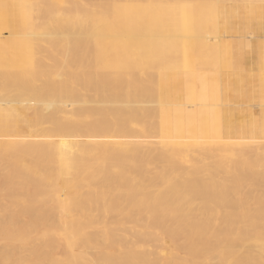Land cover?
Listing matches in <instances>:
<instances>
[{"label":"bare ground","instance_id":"obj_1","mask_svg":"<svg viewBox=\"0 0 264 264\" xmlns=\"http://www.w3.org/2000/svg\"><path fill=\"white\" fill-rule=\"evenodd\" d=\"M174 4L0 0V264H264V113L236 123L201 71L192 109ZM225 9L191 70L231 53Z\"/></svg>","mask_w":264,"mask_h":264},{"label":"rangeland","instance_id":"obj_2","mask_svg":"<svg viewBox=\"0 0 264 264\" xmlns=\"http://www.w3.org/2000/svg\"><path fill=\"white\" fill-rule=\"evenodd\" d=\"M161 1L162 0H160V1L157 0V2L159 4H161L162 6H164V7L165 6H171L174 3H175L174 5L178 6V7H175V8L177 9V11H176L177 14H179V17H177V18H179V20L177 21L179 26H177L176 31H174V32L173 31H168V32L171 35L175 36L179 43L182 41L180 43L181 45L179 44L180 47H181L180 49H181L182 52H180V55H178V56L180 58L179 61L182 64L184 63V66L182 68H180V69L183 71V73L185 72L186 75H188L189 71H190V73L191 72H193L195 74L197 73V75L194 76V79H195V80H193V84L194 85L189 84V86H188L186 84V85L182 86L181 88L180 87L175 88V91L173 92L172 96L174 98H176V101H177V99L179 100V102L181 104L180 106L183 107V108L189 109L188 105H187V104H189V100L186 99V98H188L189 93H191V90H190L192 88L191 86H193L194 92L196 93V95H195V93L193 95L195 97V99L193 101L195 106L192 109H194V108H202V105H203V107L208 106L206 108H211L213 106V103L210 101L211 99H208V98L201 99L202 98L201 97V98H199V101H197L198 100L197 97L201 96L204 93L203 86L201 85V81H202L201 78L203 77L202 75H205V73H209L210 72L211 74L212 73L216 74V75L218 74L219 77H220L221 86H220L219 90L221 92L222 100L219 101V106L221 107V110H222L223 113H226V114L232 116L235 119L236 123L243 122V120H244V122L247 123V122H249V119L251 117H256V118L259 117L260 118V116L263 115V113H264V99H262L263 100V103H262V100L260 98H258V97L263 98V96H264V91H263L264 87H263V83L261 82V79H260L261 75L263 74V67L261 66L260 60H261V57L264 56V54H262V53H264V44H263L264 42L262 43L263 45L260 44L262 42L261 40H263L262 38H264V15H263V12H264V3L263 2L264 1L261 2L259 0H256V1L255 0L254 1L253 0H240V1L239 0H236V1H234V0H226V1L225 0H210V1H208V3H206L207 1L203 0V3H204L203 4L202 0H201V3H202L201 4L199 2L200 0H196L198 5H196L195 0H191V1H189V0H186V1L185 0H174V1L173 0H166V1H162V2ZM171 1H173L174 3L173 2H172L173 4L170 3ZM211 1H213L211 4L215 5V7L209 3ZM218 1H219V4H218ZM214 2L216 4H218V5L216 6V4ZM249 3H251V5ZM193 4H195V6ZM206 4H209V6L206 5ZM255 4H258L256 6H257V8H260L262 10V12H261V14L259 13L260 15L250 16L251 15L250 11H252L251 9L252 8H253V10L257 9L255 7H253V6H255ZM201 5H202V7H201ZM224 5L229 7L228 10L223 8ZM221 6H222V8H221ZM236 6H238V8ZM239 6H240V8H239ZM206 7H207V10H206ZM208 7L211 8L210 11L216 10L215 12H217V13L222 11L221 12L222 14L224 13V11H223L224 9H225V11L227 10L226 13H231V10L232 9L234 10V12H232V13H235V15H233L234 17L230 16L231 18L228 17V19H227V22H228L229 26L227 28H223L222 32L220 33L221 34L220 36L222 37V39L225 40V41L224 40H222V41L224 43H226V42L228 43V44L227 43L226 44L230 47L229 49H230L232 55L229 52V54H227L223 58L224 60L221 61V63L223 62L224 64H219V66L216 67V68H209V70H211V71L207 70L208 68L205 65H201L198 62H197V64L194 67L196 69L192 68L193 70H191V67H189L190 66L189 65V61L190 60H189V56H188L189 53L191 52V48H189L188 46L192 42H195V41L198 42V40L200 38H202V39L199 40V41H202L204 38H207V40L209 41V43L211 45L214 44V41L216 43L218 42V40H215L213 38L214 34L210 33V30L208 28H206V30H205L206 32L204 30H202V29H204L203 25H205V23L204 24L202 23V28H201V21H200L201 19L200 18L203 17L204 14L206 15V13H208V15H209L210 11L208 10L209 9ZM213 7H214V9H213ZM235 7H236V9H235ZM196 9H198V10H196ZM201 9H203L202 12L200 11ZM237 9H238V11H237ZM229 10H230V12H229ZM206 11H208V12H206ZM196 12L200 13V14L198 13L199 14L198 17H197V13ZM195 13H196L195 17H197L198 20L194 18V14ZM202 13H204V14H202ZM248 13H249V15H248ZM218 14L221 15L220 13H218ZM235 16H236V18H235ZM240 16H241V18H240ZM244 18H245V20H244ZM246 19H248V20H246ZM195 20L198 23H196ZM194 21H195L196 25H195V23H193ZM247 21H248V23H247ZM235 22L239 23V25H236ZM241 24H242V26H240ZM248 24H249L250 27L248 26ZM193 27H195L196 30ZM239 27H240V29L242 27V30H239ZM207 31H208V33H207ZM230 32H231V34H230ZM177 36L179 38H177ZM179 39H180V41H179ZM190 39L193 40V41L191 42ZM260 55H262V56H260ZM226 59H227V61L229 59V62H227V63L228 64L230 63L229 65H231L230 66L231 68L229 66L228 67L226 66L227 68L224 67L227 64V63H225ZM230 59H231V62H232L233 65L231 64ZM200 68H201V70H200ZM182 71H181V73H182ZM199 71H201V74H202L201 77L198 75V73H200ZM203 72H204V74H203ZM214 72H216V73H214ZM259 74H260V76H259ZM257 75L259 76V78H258ZM190 81H192V79ZM253 81H254V83H253ZM258 87H259V89H258ZM260 87L263 90H261ZM179 88L182 89V90H180ZM250 91H252L254 93L253 97H251L252 96V92H250ZM232 92H233V94H232ZM248 92H250L251 95ZM192 93H193V90H192ZM247 94L250 95V97L252 99ZM260 95H262V96H260ZM240 96H242V97H240ZM247 97H248V99H246ZM249 98L252 101H250ZM253 98H256V99H253ZM223 99L225 101H223ZM260 100H261V102H260ZM201 101L202 102H207V103H203L202 104ZM152 102L151 103L147 102L145 104H149L148 106H152V104H154L155 106L160 104L157 101H155L156 103L155 102L152 103ZM140 104L141 103H137V105H140ZM166 104L167 103H165V105H164V103H163V104H161V106H166ZM171 107H173V105H171ZM198 143L199 142L195 143V145L197 147H200V145H201V147L204 146L203 143L200 142L199 143L200 145Z\"/></svg>","mask_w":264,"mask_h":264}]
</instances>
